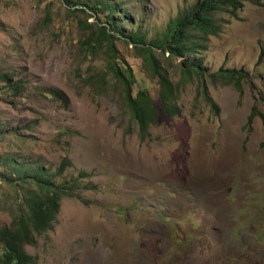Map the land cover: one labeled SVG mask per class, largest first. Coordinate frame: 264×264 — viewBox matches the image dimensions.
<instances>
[{"label": "rangeland", "instance_id": "obj_1", "mask_svg": "<svg viewBox=\"0 0 264 264\" xmlns=\"http://www.w3.org/2000/svg\"><path fill=\"white\" fill-rule=\"evenodd\" d=\"M196 2L102 0L96 18L65 0H0V73L25 85L14 97L0 82V174L43 166L58 184L77 180L70 188L83 199H62L55 230L26 247L33 264H264V6L216 14L220 33L199 39L194 54L201 78L181 81L187 57L154 49L178 85L180 114L161 113L146 137L108 73L106 48L83 43L114 9L125 35L162 41ZM114 46L133 70V96L146 90L159 106L140 48ZM221 70L248 77L242 93L213 76ZM12 190L0 178V228L13 219Z\"/></svg>", "mask_w": 264, "mask_h": 264}, {"label": "trees", "instance_id": "obj_2", "mask_svg": "<svg viewBox=\"0 0 264 264\" xmlns=\"http://www.w3.org/2000/svg\"><path fill=\"white\" fill-rule=\"evenodd\" d=\"M95 1L94 5H90L81 0H65L67 4L74 5V11L80 13L90 11V15L97 18L99 13L103 12L102 0ZM246 3L264 6L262 0H197L192 8L182 12L180 17L172 23L162 41H151V43H145L144 38L139 34L125 35L119 26V20L114 18L113 12L116 10L114 9L112 13L106 15V21L98 24L97 30L92 31V34L83 42L88 50L94 53L106 48L108 73L121 82L125 103L143 137L149 135L150 128L156 125L161 113L168 117H176L180 114L176 92L178 85L171 80L169 71L161 66L154 49L160 50L163 55L168 53L170 58L187 57L181 65L183 74L181 81L190 80L193 76L201 78L206 69L202 67L201 61H196L194 58V54L200 50L199 39L205 43L210 37L220 33L221 27L215 17L218 12H227L237 17ZM124 13L127 17L128 11ZM118 40L132 42L140 48L146 67L149 68L153 77L158 79L157 103L159 106L146 90H140L133 96L132 87L136 79L133 70L117 60L114 43ZM213 76L229 78L240 93L243 92L242 80L248 78L242 71L236 70H221ZM0 82L11 89L14 97H20L25 89L22 81L16 80L7 73H0ZM48 93L68 105L69 98L65 94L54 90H48ZM205 94L207 103L216 108L212 97ZM258 115L257 105H254L248 117V129ZM67 166L69 163L64 162L58 174L61 175ZM13 170L15 173L0 174V178L13 189L11 194L13 219L10 225L0 228V264H33L34 258L27 252L26 247L36 244L43 234L55 230L62 199L64 197L77 198L80 201L83 199L70 188L77 185V180L58 184L53 176L48 175V171L43 166L33 167L22 164V167ZM15 174L18 175L17 179L13 176Z\"/></svg>", "mask_w": 264, "mask_h": 264}]
</instances>
